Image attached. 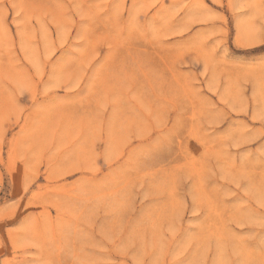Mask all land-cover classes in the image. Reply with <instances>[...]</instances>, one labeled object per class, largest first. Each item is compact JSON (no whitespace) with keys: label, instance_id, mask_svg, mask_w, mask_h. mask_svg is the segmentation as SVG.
<instances>
[{"label":"rangeland","instance_id":"374dc122","mask_svg":"<svg viewBox=\"0 0 264 264\" xmlns=\"http://www.w3.org/2000/svg\"><path fill=\"white\" fill-rule=\"evenodd\" d=\"M0 264H264V0H0Z\"/></svg>","mask_w":264,"mask_h":264}]
</instances>
